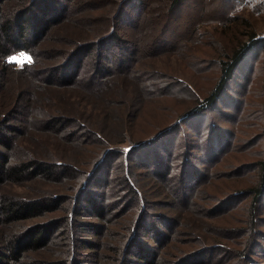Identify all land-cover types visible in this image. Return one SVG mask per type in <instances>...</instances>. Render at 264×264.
Instances as JSON below:
<instances>
[{
	"label": "rangeland",
	"instance_id": "374dc122",
	"mask_svg": "<svg viewBox=\"0 0 264 264\" xmlns=\"http://www.w3.org/2000/svg\"><path fill=\"white\" fill-rule=\"evenodd\" d=\"M45 1L43 8L54 19L45 28L32 14L29 20L35 35L29 40L34 41L30 51H12L6 59L0 54V131L9 140L7 145L0 144V155L6 159V168L36 160L85 171V163L90 164L98 153L93 154L95 142L84 144L88 128L80 126L83 120L74 112L78 111L98 128L104 127L110 142L125 139L123 128L125 135H132L131 144L145 141L121 145L139 151L130 162L131 176L142 187L144 203L133 199L131 205L132 198L127 201L123 196L117 178L122 158H110L105 162L111 172L109 184L93 193L102 196L98 201L107 193L111 211L104 219L79 217L81 224L93 223L97 230L59 225L66 203L55 211L52 203L49 212L21 221H2L0 250L7 256L14 239L22 242L31 228L49 227L43 234L42 241L47 239L43 248L19 246L21 258L11 264H120L122 252L132 241L138 254H127L131 264H264L263 201L256 208L259 219L250 247L241 259L236 253L246 240L242 229L250 198L245 189L258 181L257 164L264 161V0ZM31 2L2 0L0 23L14 24L21 18L15 19L17 13ZM17 25L21 33L24 24ZM112 32L129 43H124L126 50H134L124 55L119 51L122 68L130 66L129 76L108 80L100 94L49 85V80L76 66L80 77L93 75L99 45H114L112 40L105 41ZM250 33L259 42L213 106L186 116L215 86L220 62ZM21 36L17 42L27 45L28 38ZM91 40L94 51L84 48L73 53L77 43ZM22 52L32 58L31 64L7 62ZM118 61L115 56L102 65L112 63L114 69ZM54 176L45 177L30 168L19 178L3 179L0 205L38 198L51 203L55 196L75 193L77 175L67 171L57 181ZM133 220L136 230H131ZM71 238L77 242L72 258Z\"/></svg>",
	"mask_w": 264,
	"mask_h": 264
},
{
	"label": "trees",
	"instance_id": "16d2710c",
	"mask_svg": "<svg viewBox=\"0 0 264 264\" xmlns=\"http://www.w3.org/2000/svg\"><path fill=\"white\" fill-rule=\"evenodd\" d=\"M2 0H0L1 3ZM54 1V0H53ZM174 4L177 2V0L173 1ZM46 3L45 0H32L30 5L25 8L24 10H21L17 13L15 19L19 16H21L20 19H17V21L13 24H7V23H0V54L3 56L4 59H6L10 54H12V51H24L29 52L30 48L34 45V41L30 44L29 40L35 35V32H33L34 27H31L30 18L32 14L38 15V18L41 20L42 25H45V28L48 23H52L54 18H50L47 16V10L43 8L44 4ZM50 12V11H48ZM56 14L57 11H56ZM41 16V18H40ZM45 16H47L45 18ZM24 21L23 23H20ZM18 24H24L22 27L24 28L21 33L18 32L20 30V27ZM27 37L28 44L24 45L19 42H17L18 37ZM38 40V39H37ZM36 40V41H37ZM107 40H112L114 42L113 46L105 47L102 44L99 45L95 59L97 60L94 62L93 66L94 68L91 70V73L93 75L86 76L83 75L80 77V67L77 68H69L68 70L63 71L59 76L57 75L54 77V79H51L48 81L49 85L59 87V88H73L81 93L89 94L91 91L95 92L98 90L97 94H100L105 91L106 89V82L110 79H117L124 76H129L126 72L130 70L129 67L122 68V56H119V51L123 52V55L125 52H134L130 51L128 48L126 50V47L129 43L126 42V40L121 39L118 37L115 33H110L109 36H107ZM19 41V40H18ZM21 42V41H20ZM255 39L254 34L250 33L248 35V40L245 41V43L241 44L239 47H237L231 56L228 57V59L220 62V73L218 80L215 84V86L212 88V90L208 93V95L200 101L198 104L194 105L186 114V116H193L195 114H199L202 111L208 109L209 107L213 106L215 101L217 100L218 96L222 92L223 88L225 87L226 83L231 79L232 74L236 70V68L240 65L241 61L244 59V57L249 53L250 50H252L256 43H258ZM93 40L91 41H84L79 42L73 47V53L77 54L79 50H89V52L92 50L94 51V45ZM126 43V44H124ZM263 48H264V40L262 41ZM96 44V43H95ZM102 46V47H101ZM113 47L111 50L109 48ZM8 48L10 50L8 51ZM119 58L118 65L116 68L113 69L112 63L109 65H102L103 61H109V59H114V57ZM124 59V57H123ZM104 64V63H103ZM78 69V70H77ZM126 69V70H125ZM93 71V72H92ZM262 71L264 74V63L262 65ZM60 71H58L59 73ZM99 74H102L100 76H97ZM136 75H140L139 73H136ZM142 76V74H141ZM98 78V79H97ZM99 80V81H97ZM104 80V81H102ZM95 82H97V85H95ZM118 95L119 93H115ZM131 104H135V102H131ZM72 107H70L68 114L70 115L72 111ZM67 111V110H66ZM77 112L78 119H82L83 121L80 122L81 127H87L88 131L84 132V137L88 138L85 141V145H88V140H91L92 142H95L97 145V148L92 149L93 154L98 153L94 158V160L89 164L85 163L84 170L85 171H75L72 166H68L66 164H62L59 162H55V164L46 165L42 162H38L36 160H31L27 163H21L19 165H11L6 168V159L0 155V182L3 179H13V178H19L24 173H27L30 168L35 169V173L38 172V174H42L45 177H51L52 175H55L53 178H55L54 181L60 180L61 178H64L67 175V171L69 174L77 175L78 178V184L73 187L72 191L75 193L70 195L69 197L63 196L58 197L55 196L52 198V202L48 203L46 199L38 198L31 201H8L7 203H3L0 205V224L3 222L10 223V222H17L24 219H27L29 217L34 216L35 214H41L45 212H49L50 209L53 207L52 203H54V209L53 211L57 210V206L60 205V203H66L67 209L66 214L64 215V218L61 219V223L59 225L68 224L70 227L72 224L78 225L81 228H84L86 231L90 230H97L95 227V224L93 223H80L79 217H94L99 216L97 218L104 219L106 214L111 211V203H108L106 201V194L104 195V199H101V201H98L99 196L97 194L93 193V190L95 188L105 189L106 186L109 184L108 181L111 176L110 169L107 167V164L105 162L109 160L110 158H122L120 161H118V181L121 182L122 188L124 190V197L126 195V199L128 201L129 198H132L131 205L134 201L137 202H143L144 203V197L142 194V191L140 190V187H138L137 182L133 179L131 176L132 167L130 165V162H134L135 155L138 154L137 152H132L135 148V146L131 147H125L121 145H141L145 142H142L141 139L137 141L136 143L131 144L132 141H130L133 137L132 135H125L126 130L122 129V134L124 139L121 142H117L116 144L113 142H110L109 135L106 134L104 131V127H99L94 124V122H91L88 117H83L82 114L78 111ZM122 109L119 110V113L122 114ZM262 112L264 114V101L262 103ZM76 116V115H72ZM3 125V124H0ZM1 129V127H0ZM127 138V139H126ZM96 140V141H93ZM9 143L8 138L6 135L2 134L0 131V144L7 145ZM80 145V144H79ZM105 145H112L109 148H106L104 151L99 150ZM133 147V148H132ZM99 148V149H98ZM135 154V155H134ZM90 165V166H89ZM101 165V166H100ZM89 166V168H86ZM98 166H100L98 168ZM258 171H259V179L258 181L252 186L245 189V191L249 194L248 198H250V204H249V212L245 219V225L243 232L246 235V240L241 243L243 245L242 251H236L238 256H240V259L245 256V253L247 252L248 248L250 247V241L251 237L255 234L254 225L256 224V220L258 218V214L256 213V208L259 203L264 202V161L259 162L257 164ZM98 168V169H97ZM89 169V170H88ZM163 169V168H162ZM87 170V171H86ZM166 169H163L162 172H165ZM4 177V178H3ZM117 181V179H116ZM185 181V179H184ZM142 188V187H141ZM242 193V192H241ZM85 201L86 205H81V202ZM84 204V203H83ZM129 206V205H128ZM2 214H5V217H2ZM57 219V222L58 220ZM136 223H134V220L131 222V230L133 227H135L136 230ZM49 227H46L45 225L42 226H36L34 228H31L32 231L27 235L25 238H23L22 242L17 241L14 239V241L10 244L11 249L9 250L10 255H5L0 250V264H11V260L13 262H19L21 258V253L19 250V246H21L23 249L27 247H31L33 249H39L43 248L46 244V241H42L43 234L48 232ZM34 230V231H33ZM137 238V234L135 239ZM134 239V240H135ZM250 239V240H249ZM74 243H77L76 240H70V247L69 251L71 252L69 255L72 258L73 255V247ZM25 244V245H24ZM88 244L92 245L93 243ZM136 243L134 241L131 242V244L128 246L126 245V251L122 252L120 264L125 263H132L130 259H128L127 254L134 253L138 254L137 251H134L132 246H135ZM25 246V247H24ZM21 248V249H22ZM141 257V256H140ZM142 258V257H141Z\"/></svg>",
	"mask_w": 264,
	"mask_h": 264
},
{
	"label": "snow or ice",
	"instance_id": "6c2138e0",
	"mask_svg": "<svg viewBox=\"0 0 264 264\" xmlns=\"http://www.w3.org/2000/svg\"><path fill=\"white\" fill-rule=\"evenodd\" d=\"M9 64H18L23 66V64L26 62L27 64H31L33 62L32 58L30 56L25 55L23 52L20 53L19 58L12 57L10 60L7 61Z\"/></svg>",
	"mask_w": 264,
	"mask_h": 264
}]
</instances>
